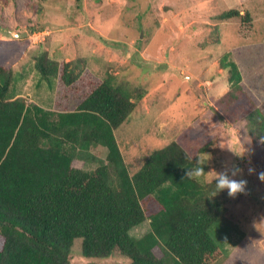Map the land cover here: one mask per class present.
Listing matches in <instances>:
<instances>
[{
  "label": "trees",
  "instance_id": "obj_1",
  "mask_svg": "<svg viewBox=\"0 0 264 264\" xmlns=\"http://www.w3.org/2000/svg\"><path fill=\"white\" fill-rule=\"evenodd\" d=\"M239 16L238 9L230 8L217 19ZM2 58L0 54V264H70L78 238L87 259L116 250L130 264H214L222 258L223 246L211 229L220 222L231 225L226 190L209 198L214 180L185 179V167L195 160L184 158L185 151L195 159L212 150L223 131L221 113L208 107L197 124L152 152L131 174L115 130L135 111L145 90L108 74L76 109H48L18 95L16 72ZM81 66L78 59L61 70L46 50L35 61L51 88L59 78L74 84ZM223 68L230 73V89L218 100L221 111L232 112L235 122L246 115L249 134L261 140L264 114L246 92L242 69L233 60ZM99 144L107 150L106 162L91 170L74 166L82 152ZM146 221V234H131Z\"/></svg>",
  "mask_w": 264,
  "mask_h": 264
},
{
  "label": "rangeland",
  "instance_id": "obj_2",
  "mask_svg": "<svg viewBox=\"0 0 264 264\" xmlns=\"http://www.w3.org/2000/svg\"><path fill=\"white\" fill-rule=\"evenodd\" d=\"M230 8L241 16L219 21L218 15ZM42 50L61 70L66 62L81 60L80 78L72 85L59 78L51 88L35 68ZM0 54L16 72L18 95L48 109H76L108 74L145 90L144 99L115 130L131 174L152 152L198 123L203 112L221 113L222 134L207 151L208 181L228 161L243 169L236 178L248 180L250 194L230 198L226 190L231 225L220 222L211 229L224 252L214 264H264V182L248 173L250 166L264 171V149L249 134L246 115L235 122L218 101L230 89L223 63L233 60L243 71L249 98L264 114V0H0ZM95 146L82 152L74 166L91 170L106 162V148ZM149 230L146 221L131 234L141 237ZM70 264L130 261L118 250L87 259L78 238Z\"/></svg>",
  "mask_w": 264,
  "mask_h": 264
},
{
  "label": "clouds",
  "instance_id": "obj_3",
  "mask_svg": "<svg viewBox=\"0 0 264 264\" xmlns=\"http://www.w3.org/2000/svg\"><path fill=\"white\" fill-rule=\"evenodd\" d=\"M261 142L264 143V137L261 138ZM184 158L186 161L195 160V164L192 167H185V179L187 180H194L198 183L202 181H208L207 173L212 171H206L205 166L209 163L211 156L209 153H199L194 156L185 151ZM249 163H251L249 161ZM214 171V170H213ZM215 175L212 177L214 180L215 187L211 192V197H215L218 193L227 190V195L230 198H236L238 194L248 195V180L244 178L237 179L236 177L241 176L243 173V169L237 165L230 164L228 161L224 162L223 170L222 171H214ZM248 173L257 174L258 179L264 182V171L256 173V169L254 167L248 168ZM211 182V181H208Z\"/></svg>",
  "mask_w": 264,
  "mask_h": 264
},
{
  "label": "water",
  "instance_id": "obj_4",
  "mask_svg": "<svg viewBox=\"0 0 264 264\" xmlns=\"http://www.w3.org/2000/svg\"><path fill=\"white\" fill-rule=\"evenodd\" d=\"M17 36H21V34H16Z\"/></svg>",
  "mask_w": 264,
  "mask_h": 264
},
{
  "label": "crops",
  "instance_id": "obj_5",
  "mask_svg": "<svg viewBox=\"0 0 264 264\" xmlns=\"http://www.w3.org/2000/svg\"><path fill=\"white\" fill-rule=\"evenodd\" d=\"M45 108V107H44Z\"/></svg>",
  "mask_w": 264,
  "mask_h": 264
}]
</instances>
